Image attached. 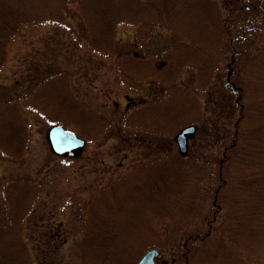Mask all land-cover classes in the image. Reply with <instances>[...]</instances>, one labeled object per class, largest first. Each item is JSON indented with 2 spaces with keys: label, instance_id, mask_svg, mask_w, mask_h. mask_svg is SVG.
<instances>
[{
  "label": "rangeland",
  "instance_id": "rangeland-1",
  "mask_svg": "<svg viewBox=\"0 0 264 264\" xmlns=\"http://www.w3.org/2000/svg\"><path fill=\"white\" fill-rule=\"evenodd\" d=\"M254 153L264 0H0V264H264Z\"/></svg>",
  "mask_w": 264,
  "mask_h": 264
},
{
  "label": "water",
  "instance_id": "water-1",
  "mask_svg": "<svg viewBox=\"0 0 264 264\" xmlns=\"http://www.w3.org/2000/svg\"><path fill=\"white\" fill-rule=\"evenodd\" d=\"M195 127L188 126L175 134V140L180 152L187 150V133L194 132ZM47 140L53 153L62 156H79L85 147V139L78 135L73 129L65 127L60 123L48 127ZM157 254L156 248H149L143 252L135 264H153Z\"/></svg>",
  "mask_w": 264,
  "mask_h": 264
},
{
  "label": "trees",
  "instance_id": "trees-1",
  "mask_svg": "<svg viewBox=\"0 0 264 264\" xmlns=\"http://www.w3.org/2000/svg\"><path fill=\"white\" fill-rule=\"evenodd\" d=\"M232 134H233V133L231 132V133H230V139H232ZM21 135H22V137H23V134H21ZM22 144H23V142H22ZM233 144H234V143L231 142V144H230L229 146L232 147V146H234ZM26 147H27V144H26V142H24V145H23V146L21 145V148H20L18 154H20V153L22 152L23 148L26 149ZM231 147H230V148H231ZM254 154L257 155V157H254V158H252V159H254V160H255V159H256V160H263V162H264V158H263L264 155H261V156H260V154H258V153H254ZM223 155H224V154H223ZM223 155H222V156H223ZM234 156H236V155L234 154L233 157H234ZM228 160H229V161L232 160V157H231L230 155H229V157H226V158H225L224 156H223L222 158H220L221 163L224 162V161H228ZM260 178H261V177H260ZM258 180H260V179H258ZM193 239H197V238L194 236ZM5 258L10 259V254H6V255H5ZM3 261H4V260H3Z\"/></svg>",
  "mask_w": 264,
  "mask_h": 264
},
{
  "label": "flooded vegetation",
  "instance_id": "flooded-vegetation-1",
  "mask_svg": "<svg viewBox=\"0 0 264 264\" xmlns=\"http://www.w3.org/2000/svg\"><path fill=\"white\" fill-rule=\"evenodd\" d=\"M236 88H237V89H239V87H238V86H236ZM232 137H234V136H232Z\"/></svg>",
  "mask_w": 264,
  "mask_h": 264
}]
</instances>
